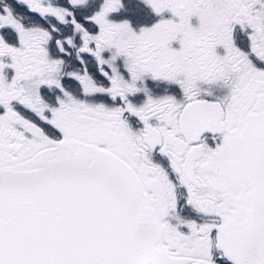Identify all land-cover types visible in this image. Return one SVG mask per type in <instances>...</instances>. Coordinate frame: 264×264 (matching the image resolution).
<instances>
[{"label": "snow or ice", "instance_id": "1", "mask_svg": "<svg viewBox=\"0 0 264 264\" xmlns=\"http://www.w3.org/2000/svg\"><path fill=\"white\" fill-rule=\"evenodd\" d=\"M0 264H264V0H0Z\"/></svg>", "mask_w": 264, "mask_h": 264}]
</instances>
